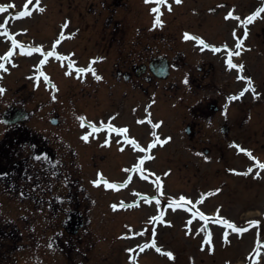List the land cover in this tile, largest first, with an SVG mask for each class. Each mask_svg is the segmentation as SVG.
<instances>
[{
  "label": "rangeland",
  "instance_id": "obj_1",
  "mask_svg": "<svg viewBox=\"0 0 264 264\" xmlns=\"http://www.w3.org/2000/svg\"><path fill=\"white\" fill-rule=\"evenodd\" d=\"M0 1V7L4 5L3 2L14 3V7L3 6L6 10L0 12V16L9 17L8 22L5 25L11 30L23 29L26 34L23 36V39L29 41V44H44V42H46L45 45H48L51 38L55 37V35L60 32L61 34L65 33V30L63 29L65 28V25H67V32L70 33L71 37L78 34L77 39H81L82 42L80 43L78 40H73V38L66 40L65 43L62 44L65 51L72 50L73 57L77 58L83 65L87 64L92 59L95 61L97 75L101 77L99 80L95 79L93 75L88 73L85 75L86 79L82 81L79 79L80 77H77L74 74L70 75L73 77L64 74L62 69L60 71L57 67H48L47 74L53 75L59 80L58 83H60L61 87L59 99L57 94H54V92L47 87L48 85L46 86L40 79L37 81L33 67L31 69L34 59L30 56L28 57L31 59L28 57L20 58L18 62L19 68L13 67L14 69L12 68V70L5 75L3 80L6 91L0 94L1 108L19 100L27 109L33 111L34 116H39V110L40 114L43 115V113H46L49 110L50 106L61 109L65 114L70 115L71 108L68 103L70 104V101L74 102L75 100L79 101L80 107H82L81 109L83 111L80 112L78 116L72 118L73 124H71V126L75 127L76 131H72L70 135L74 136H79L83 127H86L87 125L95 126L97 122L106 120L112 115V112L109 111L111 108L103 106L108 105L104 100H100L103 103L102 106H89H92L93 102H100L95 96L98 95V90H104L105 94H103V98L105 95L107 98L111 95L115 98L117 93L122 90V87L128 88V86L123 85L122 81L118 80V77L114 76L117 69H122L126 66V68H128V65L134 61L147 63L156 55L167 56V54L172 55L175 52H179L181 49H186V46L190 43H182L185 41L183 38L184 31H198L203 34L204 39L207 38L209 41L218 42V44H220L224 41L225 37L229 36L230 32L232 33V31L237 28L235 23L242 21V19H244L250 12V9L253 10L260 5V2H262V0H183V2L175 6L172 11H164L160 17L162 24L154 26V13L151 9L154 8L155 4L145 3V0H103V3H101L102 0H39L41 3L40 8L43 9V11L32 13L30 16L27 15L20 19L14 18L13 14L20 13L22 10L21 8H25V5L28 7L33 1L37 0ZM44 3L46 8H44ZM212 6L214 10H210V7ZM193 10L195 13L191 12ZM229 12L240 19H225ZM197 13H199V17H197ZM261 16L262 17L258 21L252 23L249 27L251 32L249 40H251L255 46V58L254 60L249 61V69L254 76L253 81L260 87L263 86L262 79L264 78V68L262 69V66L264 65V55L262 54L264 53V13H262ZM107 17L109 18L106 20ZM2 24L4 25V21H2ZM105 25L109 26V29L106 31L103 30ZM62 26L63 29L61 28ZM240 28L241 27L235 31L237 32L236 36H239ZM112 33H116V37H112ZM121 33H123V35L118 39V34ZM106 34L108 36L110 35L111 38H105L104 36H106ZM3 35L0 31V52L9 45V42L3 37ZM87 44L90 48L83 49ZM259 53L261 56L258 57ZM205 56L208 57V55ZM240 58H244L245 61H248L249 55L246 56L244 54L240 56ZM60 65L61 64H59V67ZM179 75L180 70L174 72L175 79L179 80ZM101 80L106 81V83H102ZM91 82L97 83V91L93 94V97L90 96ZM166 83H169V81H162L160 87L163 84L166 85ZM177 83L180 84V81ZM240 83L242 84L243 82L240 80ZM239 85L240 84H238V86ZM82 87L83 90L81 91ZM164 88H160L156 92L153 98V104L145 107L143 102L139 112V116L141 117L139 121H146L144 117L147 112L152 109L151 113L154 114L155 117L161 114L166 117L165 105L169 102V92H164ZM99 96L102 97L101 95ZM71 97L73 98L71 99ZM56 100H58V102ZM260 100H262V98H260ZM132 101L135 103L137 100L132 99ZM242 103H247V105L251 107L250 102L243 101ZM252 107L254 109L252 116L254 115L255 118H250L248 126L245 125L244 129L238 130L239 125L236 123L231 135L223 136L220 133H216V136L219 138L217 142L220 143L218 148L219 150H222V156L220 158L222 161L218 160L219 162H214L215 157L213 159L211 158V161L206 163V168L201 167L203 166V162L199 163V167L198 164L192 166V164L196 162L195 160L200 157L197 156V152L194 150L195 148H193L190 143H185L186 141L183 140V137L180 134L181 131H178L180 129H175L171 132L166 129L165 125H159L164 136L169 133L170 135L168 136L172 141L168 144L159 145L160 147H158L157 153L158 157L157 160L155 159L156 161L154 160L156 162L153 166L154 172L158 173L159 170H163L164 166L168 164L172 166V174L166 176L159 175L157 177L158 181L153 184L155 186L153 189H150L152 183L145 182V180L138 183L134 182V184L137 185L136 187L133 186L134 188L131 189H139L150 193L151 190L155 189L162 198L150 207H144L142 205V208H140L141 210L128 209L122 213L111 210V213L108 216L106 213H101V209L105 206V202L108 201L109 209H112V203L130 200L133 198V193H130L129 189L125 192H118L120 187H117L116 189L108 188L104 183H100L99 186L94 184L92 185L94 189H92V181L90 178L92 177L91 172L93 169H90L89 165L93 162L91 156L96 158L97 154H100L102 151L99 149L91 150V155H88L87 157L83 148L77 151L78 159L81 163L78 159L74 161L72 168L76 170L73 171V174L81 176L83 178L81 183L85 185L84 191L88 190L92 193L90 198L91 202L88 199V203H91V212L94 211V219H92V225L89 227L90 230L83 232L82 229L81 231L89 235H92L93 233L98 234L99 236L103 234L107 235L108 233L105 230L100 229V226L103 223H108L110 237L111 234L113 236L118 234V238L122 235H130L127 232L131 230H126V228L132 225L141 231H145L143 229L146 228L147 230L145 233L147 235L149 234L150 224L148 221H143V218H145V215L152 210L153 212L156 210L158 211L164 202L163 199H173V201H178L180 197H184V199L188 198L194 207L199 206V203L203 202L205 205L203 207L210 210L214 207L215 203L209 204L210 199L206 198L207 194H211L212 190L215 191L221 184L222 187H225L228 191L227 195L222 199L223 213H226L227 215L229 211L231 212V210H233L235 212L232 213L237 214L236 212L241 211L246 207L247 209H258L259 203L264 201V191L262 190L264 187L260 188L262 184L255 187L249 185L250 182L247 180L237 182L233 179V181L228 174L224 172L222 166L223 163L227 166L237 165V167L242 166H238L241 162L242 164H245L243 155H237V157L234 153L232 154V148L234 149V147L231 143L234 141L238 142L240 145H245L246 143L247 146L254 147L257 152L264 155V132L260 131L264 126V101L263 103H255ZM77 109H79L78 106ZM234 112V110L231 111L228 116L231 115L233 117ZM48 115H50V112ZM116 116L114 118H116ZM124 116L126 118L120 117L121 119L119 118V120L116 118L115 121L131 124L133 128H137L136 133L138 137L144 136V133L141 132L144 126L139 128L133 124V121L127 119L126 114H124ZM81 117L84 118L83 121L79 119ZM32 120V122H29L31 126H41L43 125L44 117L41 119H38V117L32 118ZM164 120L166 122L165 118ZM82 123L83 126H81ZM47 127H49V125H47ZM43 128L46 129V127ZM163 134H161V137H163ZM89 141H92L91 135H88L87 141L84 140L85 143ZM212 141L213 140H211V142ZM78 142L80 141L78 140ZM172 142L174 143L172 144ZM219 150L217 152H219ZM113 151L115 152L114 149ZM217 152H213V156H215ZM223 154L225 158H223ZM147 155L151 154L148 153ZM213 163L215 167L219 168L218 172H215V170L213 171V168H215L212 165ZM162 165L163 167L160 168ZM143 166L145 168V164H143ZM147 167L152 170L151 167ZM209 168L210 171L208 174L203 172ZM124 172L123 167H117L116 159H113L112 161L109 159V161L103 164L99 169V173L103 176L104 180L113 184H117L114 179L123 176ZM149 172L152 173V171ZM201 173L202 175H200ZM152 174L157 176L155 173ZM225 177L227 181L224 179ZM255 185L257 186V184ZM64 187L65 189H60L63 194L67 191V187ZM97 187L104 193L100 192ZM45 188L47 190V184H45ZM196 190L200 193L199 196H193L197 193ZM9 191L10 190L7 189V192L3 194V209L0 204V226L6 224L8 228L5 229H7L8 232H11V234H15L16 229L19 232L20 239L18 241H12L9 239L3 241L5 247L0 249V258H6V250H9L10 248H23L24 250L22 253L25 260L29 261V264H40V261L43 260L45 254L47 260L53 259V257L57 255V252L52 248L51 241H53V236L60 224L61 217L54 213H49L45 209L41 210L35 208L34 206H46L44 204L38 205V200L32 198L33 201L30 200L24 203L25 200H22L19 194L15 195L12 192L9 193ZM51 191H56V189L51 188ZM229 193H233V195H230ZM187 195L190 197H187ZM43 199L44 198H40L41 201ZM84 201L85 199L81 198L82 204ZM219 203L221 202L219 201ZM183 213L184 212H180V210H177L175 207L174 210H168V214L166 216L164 215V218H170L173 222V226L169 228L166 224H161L163 229L158 233L160 238L159 242L163 247L166 245V247L179 251V253H177L176 261L172 264H187V254H185V252H188L194 257L189 261V264H222L224 259L219 258L220 254L213 253L214 256H208L206 253L208 250L206 248L200 249L197 246L199 240L198 232L201 229L199 224H193V231L190 234H185L183 228L180 231V224L178 223L181 222V218L183 222ZM141 222H145V226H142ZM105 224L104 229H106ZM97 228H99L98 233L96 230ZM63 238L62 244L69 242L66 237ZM99 242L100 240L96 241V243ZM134 243L135 242L132 241L129 245L132 247ZM12 244H14V247ZM64 248L68 250L67 246H64ZM101 248V246L98 247V252L96 251V253L108 256L110 264H124V258L128 257V255L125 254V251H123L115 259L113 252L105 254V251ZM106 248L107 246L105 247V250ZM152 252L154 254L148 253L141 257L142 264H171L167 261L165 256H158L154 251ZM226 252L227 251H225V256L228 255ZM243 254L244 253L240 249L234 248V255L231 258L243 257ZM178 256H180L179 259ZM221 256L223 257L222 254ZM93 258L97 259V257ZM19 259H22V256H20ZM126 264H131L130 260Z\"/></svg>",
  "mask_w": 264,
  "mask_h": 264
},
{
  "label": "flooded vegetation",
  "instance_id": "obj_2",
  "mask_svg": "<svg viewBox=\"0 0 264 264\" xmlns=\"http://www.w3.org/2000/svg\"><path fill=\"white\" fill-rule=\"evenodd\" d=\"M101 2L103 3V1ZM192 33L201 34L199 32ZM182 43L190 44L186 46V49H181L179 52L168 56V75L165 79L157 78L148 67L143 68L144 63L142 62H131L128 68L126 66L119 70L118 80L122 81L124 86H128V88L122 87V90L119 91V105L122 113L127 115V119L137 123L141 118L139 112L143 102L145 107L153 104L156 92L165 87L164 92H169V102L165 105L166 117L163 114L157 115L154 118V124L157 125L165 118L164 125L168 131L182 130L184 132L183 140L186 141V144L190 143L195 148L197 156L200 157L193 163V165H196L202 160V156H211L213 152L216 153L219 150L220 143L217 142L219 138L216 133L228 135L233 132L236 123L239 125L238 130L244 129L245 125L248 126L253 111L252 101L255 91L249 89L244 95L240 96V99H231V97L237 96L239 89L236 85L237 81H235L236 73L225 68L221 53L199 51L192 40H185ZM210 43L218 44V42L213 41H210ZM212 46L230 49L233 47V41L232 38L225 37L221 44ZM246 46H248V49H245V53L250 54L249 58H252L254 47L251 40L247 41ZM262 54L264 55V53ZM205 55H208V57ZM232 59L237 60L236 56H232ZM238 63L244 66L242 75L247 79L241 81L249 85V79L253 81L254 78L249 69L250 65L245 60L238 61ZM179 70L180 79L177 80L174 78V72ZM166 80L169 83L160 87L161 82ZM178 81L182 86L177 83ZM262 82L264 86V78ZM263 86H259L260 88L256 92L264 100ZM132 99L137 101L134 103ZM243 101L250 102L251 107L247 103L243 104ZM228 104L236 110L233 117L228 116L233 110L231 106L228 107ZM146 119L149 122L147 114ZM154 128L153 126L149 128L152 137L154 136ZM260 131H264V126ZM211 140L213 141L211 142ZM135 147L136 144L133 148ZM130 151L129 154L122 155L120 161L125 158L126 161L135 162L136 153ZM140 161L139 158L134 165L136 166ZM71 221H74L73 217Z\"/></svg>",
  "mask_w": 264,
  "mask_h": 264
},
{
  "label": "snow or ice",
  "instance_id": "obj_3",
  "mask_svg": "<svg viewBox=\"0 0 264 264\" xmlns=\"http://www.w3.org/2000/svg\"><path fill=\"white\" fill-rule=\"evenodd\" d=\"M180 2H181V0H175V3H180ZM37 3H38V0H37ZM145 3H154V4L157 5V7H154V8L151 9V11L155 14V18H154V26H157V25L162 24V21H161V19H160V16L162 15V13L160 12L159 5L165 4V3H166V0H145ZM8 7H14V5H9ZM25 8H27V5H25ZM5 10H6V9H5L4 7H0V12H3V11H5ZM168 10H169V11L171 10V6H170V5L168 6ZM40 11H43V9H40ZM261 11H264V8L258 9L257 12H255V13L249 15L244 21H242V23L245 25V28H244V37H245V38L247 37V27H246V25H247V24H251V23H252V22H253V21L259 16V14H260ZM30 14H31V13L28 12V11L26 10V11L20 12V13H19V16H18L17 18H21V17L27 16V15H30ZM230 18H231V19H236V20H239V19H240L239 17H235V16H233V14H232L231 12H229L228 15L225 17V19H230ZM65 27H67V25H65ZM233 35H234V36L236 35L235 30L233 31ZM184 38H185L186 40H187V39H194V40H197L198 43L202 46L201 50H203L204 48H209V47H211L210 45L206 44L205 41H204L203 39H200V38H198V37L191 36V35L188 34V33H185ZM14 43H15V42H14ZM56 43L59 44L60 41L57 40ZM242 43H243L242 40H238V42L236 43V48L239 49V48L242 46ZM34 50H35V51H40L39 48H36V49H34ZM212 51H214V52H218V51H220V49L215 48V47H212ZM27 54H30V53H27ZM239 54H240L239 51H234V52H233V51H230V52L228 53V57H229V58L227 59L226 63L228 64V66H229L230 68H239L240 70H243V67H244L243 65H237V64H234V63L232 62V59H231V57H232L233 55H237V56H238ZM11 55H12V53L10 52V53H8V55H7L6 57H0V60H4V59H9V60H10ZM48 55H53V53H48ZM45 62H46V60H41V61H40V64L43 65ZM91 63H95V61H92ZM0 70L7 71V69L5 68V64H4V63H0ZM75 71H76L77 73L90 72V73H92V75L95 76L96 79H98V80L101 79V77H99L98 75H96V73H95V69H93V68L91 67V64L89 65V67H88L87 69H80V68H77V69H75ZM67 74H71V73H67ZM40 75L43 76V78H44L45 81H48V80H49V78H48L46 75H44L42 71L40 72ZM240 78L243 79V77H240ZM36 79H37V81H39V77H36ZM248 83H249V86H251V80H250V79H249ZM248 90H249V88H245L244 91H242V92L240 93V95H243L244 92H245V91H248ZM253 91H254V89H253ZM3 92H4V89H3V88H0V94H2ZM238 98H239V96L231 97V99H238ZM79 119H81V121H83L84 118L81 117V118H79ZM149 122H150V121H149ZM141 123H143V121H141ZM81 126H83V123H82ZM154 127H158V125H154ZM109 128H110L111 130L117 131L118 133H121V134H126L127 131H128V129H126V128H124V129H112L111 124H109ZM97 130H98V129H96L95 127L93 128V131H97ZM153 135H155V134L153 133ZM82 139H84L85 141H87V140H88V135H85L84 137H82ZM164 142L166 143L167 141H164ZM106 143H107V141H106ZM131 143H133L134 145L136 144V142H135L134 140L131 141ZM137 147H138V145H137ZM148 147H149V148L155 147V142L152 143V144H150ZM140 150L143 151L144 149H140ZM247 154H248L249 156H251V153H247ZM147 158H150V157H147ZM143 162H144V161L141 160L140 163L136 165L137 170H140L141 165L143 164ZM258 167H259V168H264V164H259V163H258ZM232 171H234V170H232ZM251 171H252V168H249L247 172H245V173H237V174L247 175V174H248L249 172H251ZM257 174H258V173H257ZM93 183L96 184L97 186H99L100 183H104V184L106 185V187H108V188H113V189H116L117 187H123V185H119V186H117V185H115V184H113V183H109V182H107L106 180H104V178H103L102 175H100L99 178H98V180H97V181H94ZM180 200H181V201H184V197H180ZM173 203H175V202H173ZM113 207L115 208V205H114ZM161 215H162V214H161ZM153 219H154V220H160L161 218H160V217H153ZM223 223L227 224V227L230 228V229H232L234 232H237V233H243L244 231H247L246 228H244V229L237 228L235 225H233L232 223H230V222H228V221H226V220L223 221ZM249 224H251V225H253V226H258V225H259V221H250ZM139 235H143V233H140ZM225 238H227V237H225ZM207 242L210 243V242H211L210 239H209ZM145 247H155V244L153 243V244H151V245H144V246H142V247L140 248V251H144V248H145ZM129 251H133V250H132V249H129ZM156 251H157V252H160L161 249L158 248V247H156ZM164 254L167 255L170 259L173 258V257H172V253H170V252H167V253H164Z\"/></svg>",
  "mask_w": 264,
  "mask_h": 264
}]
</instances>
